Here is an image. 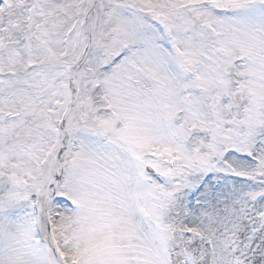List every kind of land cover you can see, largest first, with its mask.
<instances>
[{"label":"snow or ice","instance_id":"snow-or-ice-1","mask_svg":"<svg viewBox=\"0 0 264 264\" xmlns=\"http://www.w3.org/2000/svg\"><path fill=\"white\" fill-rule=\"evenodd\" d=\"M0 264H264V0H0Z\"/></svg>","mask_w":264,"mask_h":264}]
</instances>
